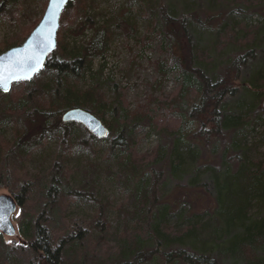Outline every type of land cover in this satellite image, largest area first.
<instances>
[{
  "label": "trees",
  "instance_id": "1",
  "mask_svg": "<svg viewBox=\"0 0 264 264\" xmlns=\"http://www.w3.org/2000/svg\"><path fill=\"white\" fill-rule=\"evenodd\" d=\"M4 1L0 0V5ZM141 8L150 16L149 0H141ZM14 9L11 20L16 21ZM87 11L86 0L70 1L61 13L56 48L44 68L31 80L13 83L6 92L0 90V126L10 125L12 131L8 139L0 128V190L7 191L21 210L14 218L21 242L8 244L0 233V264H224L241 258L246 264H264V164L244 160V152V156L231 154L227 147V140L250 122L246 115L231 114L230 103L242 104L241 91L257 101L264 93V77H259L263 70H248L256 56V28L225 25L215 42L218 50H199L186 33L188 17L164 13L165 32L157 31L153 21L147 28L151 39L144 36L140 42L148 46L153 41L168 55L165 65L157 61L154 68L161 77L175 70L177 87L167 96L151 98L147 105L130 111L123 90L112 103L98 87H76L88 74L102 72L105 64L92 73L93 61L105 55V45L112 37L105 26H99L83 46L71 47L65 42L74 25L80 30L90 26L92 18ZM194 16L190 14L189 20ZM39 20L1 42L0 54L21 45ZM230 45L247 50H236L239 52L222 61L220 57L229 50L221 49ZM245 73L250 76L246 78ZM150 103L156 106L150 108ZM75 108L102 120L107 136L96 138L81 124L61 120L65 111ZM106 113L112 117L108 122L103 120ZM141 118L149 122L153 132L166 138L167 146L159 144L140 154L134 138L124 143V126ZM49 137L56 138L60 146L53 164L44 175L31 174L27 163ZM99 142L110 146L105 160L115 158L116 162L114 172L106 166L107 176L123 182L130 191L118 212L135 218L131 227L111 231L102 208L89 219L69 217L64 212L72 198L69 185L73 171L62 158L80 147L94 153V144ZM116 144L125 153L114 157ZM201 148L207 150L208 160L217 155L228 158L225 171L202 164ZM153 165L157 170L149 169ZM201 166L210 180L195 172L186 184L180 182L184 173ZM167 174L176 183L165 191ZM208 182L213 184L212 208L199 212L192 208L186 212L190 223L183 227L164 220L183 208L181 202L169 197L172 189L206 192ZM129 201L133 202L132 212L125 210ZM253 208L261 212L256 220L249 215Z\"/></svg>",
  "mask_w": 264,
  "mask_h": 264
},
{
  "label": "rangeland",
  "instance_id": "2",
  "mask_svg": "<svg viewBox=\"0 0 264 264\" xmlns=\"http://www.w3.org/2000/svg\"><path fill=\"white\" fill-rule=\"evenodd\" d=\"M47 1L5 0L0 5V43L18 34L21 28L28 27L39 20L45 11L46 6L44 5ZM86 1L88 4L87 12L93 21L91 20L90 26L83 30H80L79 25H74L71 31L65 35V42L71 47L83 46L99 26H105L112 37L105 45V55L94 59L92 73L98 72L102 64H105L104 69L98 75L90 76L88 74L85 82L76 84L79 90L91 86L98 87L104 93L107 101L112 103L118 92L123 90L130 111L137 110L138 106L147 105L151 98L167 96L173 92L177 87L176 71L172 70L165 77H161L154 68V63L157 61H161L165 65L169 60L168 55L160 52L157 44L153 41L148 46L140 42L144 36L151 39L152 35L149 36L147 28L151 27L153 21L157 22V31L165 32L166 26L162 17L164 13L168 14V12L173 16L186 15L188 17L187 28L189 30L186 33L191 45H195L196 49L199 50H218L215 48V42L225 25L237 23L246 29L250 26L255 27L256 40L253 50H256V56L252 68L248 70L249 72L252 70L253 73L263 70L259 77H264V0H245L244 2H236L235 0H149L150 11L147 13L150 16L143 13L141 0ZM163 4H165V8L162 7ZM13 8H15L17 16L16 21L11 20ZM4 14L10 15V17ZM190 14L195 16L189 20ZM239 34L242 35L243 33ZM221 50H229L224 53L225 57H220L223 61V59L227 58L228 60L234 53L239 52L236 50L242 51L247 50V48L230 45ZM249 74L245 73L244 75L248 78ZM248 95L250 93L241 91L239 100L242 104L235 106L230 103L228 106L231 114L246 115L250 117V122L244 129L239 130L227 140V147L231 154L244 156L242 155L244 152L246 155L243 157L244 160L264 164V93L259 94L262 96L258 101L251 99ZM148 106L154 108L156 105L150 103ZM111 118L108 113L103 116V120L107 122ZM148 123L146 119L141 118L125 125L122 131L124 143L127 144L128 140L134 138L137 143L136 150L140 154L152 151L159 144L168 145L166 138H162L153 132ZM0 128L6 138H12L10 125L3 124ZM59 148L58 140L49 137L45 146L36 149L31 161H28L29 172L31 174L40 172L41 175L48 172ZM87 149L75 148L72 154L62 158L64 164L73 171L69 185L72 198L65 205L64 212L69 217L78 216L89 219L97 212V209L102 208L111 231L121 230L125 225L129 227L135 225V218L118 212V208L126 204L125 198L128 197L130 191L122 185L123 182H117L113 177L106 174V166H109L112 172L116 169L115 158H111L109 161L105 160L106 154L110 151V146L99 142L94 144V153L89 148ZM112 150L114 157L119 156L121 152L125 153V150L122 151L118 144ZM199 150V158L202 164L209 163L215 166L219 172L225 171L228 166V158L221 159V156L218 157L217 155L213 156L216 159L208 160L207 150L204 148ZM223 160L224 162H221ZM152 168L157 170L155 165L149 167V169ZM193 171L184 173L180 182L186 184L188 180L193 178L195 172L202 174L201 176L205 180L207 177L209 178L207 174H203L205 166H201L199 169L194 167ZM166 177L169 183L166 189L163 187L165 191L172 188L176 183L168 174ZM206 186V192L172 189L169 197L171 200L177 199L179 203L181 202L183 208L177 211L178 213H169L164 220L172 225L183 227L190 223L187 219L189 215H186V212L192 208L198 212L212 208L214 203L213 184L208 182ZM0 195L10 196L5 190H0ZM72 195L77 198H73ZM50 201L52 202L51 197ZM132 203L131 201L127 203L126 212H132ZM20 212L21 210L17 205V211L12 217L16 235L14 237L3 235L4 241L8 244L21 242L18 224L14 220ZM171 212L174 211L171 210ZM249 215L256 220L260 218L261 212L258 208H253ZM224 264H246V259H232Z\"/></svg>",
  "mask_w": 264,
  "mask_h": 264
},
{
  "label": "water",
  "instance_id": "3",
  "mask_svg": "<svg viewBox=\"0 0 264 264\" xmlns=\"http://www.w3.org/2000/svg\"><path fill=\"white\" fill-rule=\"evenodd\" d=\"M70 1L72 0H63V3H60L58 6H50V0H48L39 23L31 31L25 41L21 45L12 47L0 54V63L24 61L27 57L34 55L38 56L40 61V64L36 67L35 71H28L23 64H18V67L22 69L18 72V75L21 78L19 80H9L7 82L8 90L13 83L31 80L44 68L48 55L54 52L56 48V38L60 26L61 13ZM49 30H51V39L54 46L45 48L43 47V41L49 36ZM32 64L33 62L29 61L28 67H31ZM26 75L30 76V78H25ZM0 90L6 92L3 88H0ZM61 120L65 123L75 122L81 124L96 138H104L108 134V129L103 122L83 109L75 108L67 110L62 114ZM0 208L4 209L3 215L5 217V222L0 223V233L8 237H14L17 232L13 225L12 217L17 211V203L11 196L0 195Z\"/></svg>",
  "mask_w": 264,
  "mask_h": 264
},
{
  "label": "snow or ice",
  "instance_id": "4",
  "mask_svg": "<svg viewBox=\"0 0 264 264\" xmlns=\"http://www.w3.org/2000/svg\"><path fill=\"white\" fill-rule=\"evenodd\" d=\"M60 3H63V0H50V6H58ZM53 41L51 39V30H49V36L46 37L43 41V47L50 48L53 47ZM32 61L33 64L31 67H28V62ZM18 64H23L28 71H35L36 67L40 64L38 56L27 57L24 61H10L8 63H0V88L7 91V82L9 80H19L21 77L18 75V72L22 69L18 67ZM25 78H30V76H25ZM4 209L0 208V223L5 222V217L3 215ZM11 243V241H9Z\"/></svg>",
  "mask_w": 264,
  "mask_h": 264
}]
</instances>
